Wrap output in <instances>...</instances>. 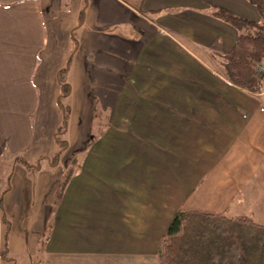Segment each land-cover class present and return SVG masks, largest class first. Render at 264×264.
Listing matches in <instances>:
<instances>
[{
	"label": "crops",
	"instance_id": "crops-1",
	"mask_svg": "<svg viewBox=\"0 0 264 264\" xmlns=\"http://www.w3.org/2000/svg\"><path fill=\"white\" fill-rule=\"evenodd\" d=\"M216 8L258 18L247 0H0L2 206L15 264H158L182 207L264 223V81L251 92L225 78L240 30ZM81 10L67 146L51 165L57 72ZM2 232L0 214V248Z\"/></svg>",
	"mask_w": 264,
	"mask_h": 264
},
{
	"label": "trees",
	"instance_id": "trees-1",
	"mask_svg": "<svg viewBox=\"0 0 264 264\" xmlns=\"http://www.w3.org/2000/svg\"><path fill=\"white\" fill-rule=\"evenodd\" d=\"M258 13L256 20L246 19L223 9L216 8L213 14L240 30L231 51L222 63L225 78L233 85L251 92L260 90V79L255 73V65L264 60V0H247ZM77 24L72 28L70 49L65 65L58 70L60 90L57 103L60 123L54 132L55 149L47 162L54 165L67 141L64 134L70 115V106L64 102L70 92L66 74L77 47L75 28L82 22L83 10ZM15 162L26 168H38L40 163L27 161L15 156ZM76 163L71 160L69 170L59 185L62 190ZM5 187L0 192V214L3 226L0 259L3 264H15L8 254L10 221L2 206L3 195L9 187V174ZM158 264H264V223L254 221L249 215L227 216L195 209L179 208L174 214L166 232L158 242Z\"/></svg>",
	"mask_w": 264,
	"mask_h": 264
},
{
	"label": "built area",
	"instance_id": "built-area-1",
	"mask_svg": "<svg viewBox=\"0 0 264 264\" xmlns=\"http://www.w3.org/2000/svg\"><path fill=\"white\" fill-rule=\"evenodd\" d=\"M255 73L259 77L260 81H264V60L255 65Z\"/></svg>",
	"mask_w": 264,
	"mask_h": 264
},
{
	"label": "rangeland",
	"instance_id": "rangeland-1",
	"mask_svg": "<svg viewBox=\"0 0 264 264\" xmlns=\"http://www.w3.org/2000/svg\"><path fill=\"white\" fill-rule=\"evenodd\" d=\"M74 33H76V32H74ZM76 35V34H75ZM76 37V36H75ZM68 104V103H67ZM0 188L4 185V184H6V180H5V175H4V170H5V168H4V164L2 165H0ZM4 175V176H3ZM243 213H246L247 214V212H243Z\"/></svg>",
	"mask_w": 264,
	"mask_h": 264
}]
</instances>
